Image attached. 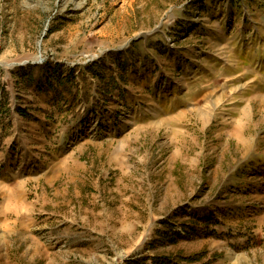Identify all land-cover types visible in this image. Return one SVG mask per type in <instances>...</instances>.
Instances as JSON below:
<instances>
[{
    "label": "rangeland",
    "instance_id": "rangeland-1",
    "mask_svg": "<svg viewBox=\"0 0 264 264\" xmlns=\"http://www.w3.org/2000/svg\"><path fill=\"white\" fill-rule=\"evenodd\" d=\"M0 264H264V0H0Z\"/></svg>",
    "mask_w": 264,
    "mask_h": 264
},
{
    "label": "trees",
    "instance_id": "trees-1",
    "mask_svg": "<svg viewBox=\"0 0 264 264\" xmlns=\"http://www.w3.org/2000/svg\"><path fill=\"white\" fill-rule=\"evenodd\" d=\"M121 54H122V53H120L119 55H121ZM64 78H65L64 80H68V82L70 81V80L68 79V77H64ZM59 79H61V77H56V79H55V82L58 83V84L60 83ZM37 87H38V89L44 87L43 85H41V81L38 83ZM52 90H55V92H56V88H55V86L50 85V86H49V91H52ZM20 113H22V112L20 111Z\"/></svg>",
    "mask_w": 264,
    "mask_h": 264
}]
</instances>
